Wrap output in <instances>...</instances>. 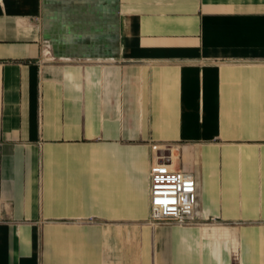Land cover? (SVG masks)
<instances>
[{
  "label": "crops",
  "instance_id": "crops-1",
  "mask_svg": "<svg viewBox=\"0 0 264 264\" xmlns=\"http://www.w3.org/2000/svg\"><path fill=\"white\" fill-rule=\"evenodd\" d=\"M0 264H264V0H0Z\"/></svg>",
  "mask_w": 264,
  "mask_h": 264
},
{
  "label": "built area",
  "instance_id": "built-area-1",
  "mask_svg": "<svg viewBox=\"0 0 264 264\" xmlns=\"http://www.w3.org/2000/svg\"><path fill=\"white\" fill-rule=\"evenodd\" d=\"M153 162L150 168V220L155 222L196 225V181L194 175L172 166L171 143H153ZM170 150V153H165Z\"/></svg>",
  "mask_w": 264,
  "mask_h": 264
},
{
  "label": "rangeland",
  "instance_id": "rangeland-1",
  "mask_svg": "<svg viewBox=\"0 0 264 264\" xmlns=\"http://www.w3.org/2000/svg\"><path fill=\"white\" fill-rule=\"evenodd\" d=\"M172 145L175 146V148H176V150H177V148H178L177 144H172ZM165 153H170V150H166ZM158 223H169V222H163V221H161V222H155L154 224H158ZM170 224H171V223H170ZM172 224L179 225V224H177V223H172ZM179 226H184V227H186V225H179Z\"/></svg>",
  "mask_w": 264,
  "mask_h": 264
}]
</instances>
